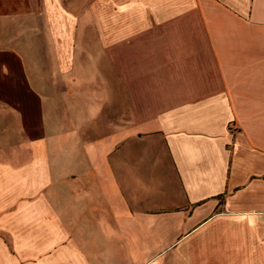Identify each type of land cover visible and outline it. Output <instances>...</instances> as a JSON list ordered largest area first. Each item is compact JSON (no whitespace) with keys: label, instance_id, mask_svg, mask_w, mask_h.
I'll return each instance as SVG.
<instances>
[{"label":"crops","instance_id":"obj_1","mask_svg":"<svg viewBox=\"0 0 264 264\" xmlns=\"http://www.w3.org/2000/svg\"><path fill=\"white\" fill-rule=\"evenodd\" d=\"M0 264H264V0H0Z\"/></svg>","mask_w":264,"mask_h":264}]
</instances>
